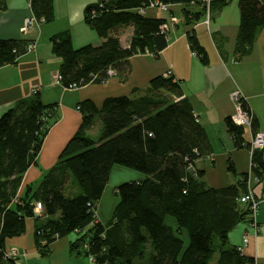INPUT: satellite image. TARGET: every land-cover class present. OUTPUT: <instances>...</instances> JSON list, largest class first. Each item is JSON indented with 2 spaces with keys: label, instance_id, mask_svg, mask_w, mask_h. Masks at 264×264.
Segmentation results:
<instances>
[{
  "label": "trees",
  "instance_id": "1",
  "mask_svg": "<svg viewBox=\"0 0 264 264\" xmlns=\"http://www.w3.org/2000/svg\"><path fill=\"white\" fill-rule=\"evenodd\" d=\"M149 1L87 3L83 19L103 38L99 44L76 47L68 30L53 33L49 39L52 53L60 57L61 83L104 81L109 76L108 66L122 76L131 54L151 51L158 55L168 42V32L160 28L164 17L138 10ZM161 1L181 4L186 22L204 14L203 0ZM228 1L210 0V12ZM30 5L36 16L45 21L52 18V0H30ZM238 7L234 51L241 55L264 23V1L238 0ZM128 27L127 41H122L123 29ZM187 39L205 62V48L193 29L187 30ZM30 42L0 38V65L15 62ZM149 84L153 89L181 92L179 79L172 74L154 75ZM242 105L248 108L245 101ZM78 108L81 123L48 170L60 173L56 181L42 179L35 185L26 184L19 194L16 192L22 174L28 165L36 163L43 137L56 119L54 104L43 103L34 90L0 114V264H16L13 257L4 254L5 240L24 231L27 216L35 218L34 242L42 252L48 251V243L55 237L73 233L70 249L87 258L92 254L96 264H207L215 252L217 264H255L256 258L242 253L227 237L238 221L250 218L248 204L238 200L247 191L248 171L242 172L237 182L219 186L205 183L204 169L196 165V159L208 155L211 147L186 96L170 100L154 94L109 95L100 107L83 99ZM96 114L101 118V127L95 139L86 129ZM224 123L234 145L249 147L244 126L235 124L230 115L225 116ZM255 130L257 121L253 116L251 131ZM250 161L251 173L256 181L263 182L264 147L253 149ZM113 164L135 169L143 177L116 186L118 201L111 218L103 223L96 218L95 206ZM227 168L234 171L230 160ZM70 176L80 189L74 195L64 192ZM262 189L264 192V183ZM36 201L41 202L45 215L41 219L34 212ZM167 215L174 218L175 229L166 223ZM182 230L187 235L186 243Z\"/></svg>",
  "mask_w": 264,
  "mask_h": 264
},
{
  "label": "crops",
  "instance_id": "2",
  "mask_svg": "<svg viewBox=\"0 0 264 264\" xmlns=\"http://www.w3.org/2000/svg\"><path fill=\"white\" fill-rule=\"evenodd\" d=\"M93 1L95 0H52L53 16L50 20L22 29L24 17L33 13L30 1L0 0V38H23L34 42L33 48L20 54L15 62L0 65V114L16 100L30 96L35 90L43 103L54 104L56 118L43 137L36 154V163L28 165L23 172L16 193L19 194L26 184L35 185L42 179L51 183L56 181L60 173L48 170L81 123L79 102L89 99L100 107L103 99L109 95L138 97L154 94L170 100L186 96L193 114L204 127L211 147L208 155L196 159V165L204 169L203 180L214 186L219 182H237L242 177V172L249 170L250 153L245 145H234L224 118L235 110L230 91L239 88L257 121V129L262 130L264 127V23L256 30L249 49L238 55L234 51L240 17L238 0H230L214 9L209 26L201 18L186 22L179 3H174L170 10H162L155 15L149 14L148 10L152 7H147V15L161 16L167 20L173 14L177 18L169 27L168 42L158 55H153L151 51L131 54L127 57L124 75L114 71L104 81H87L74 86L53 82L60 62V57L51 51L49 38L53 33L68 30L72 44L76 47L85 43L99 44L103 40L83 19L85 5ZM192 7L197 9V6ZM188 29H193L205 48V62L190 48ZM121 40L125 41L122 35ZM167 69L171 70L175 79H179L180 94L165 88L150 87V78L157 74L163 75ZM92 125L86 129L87 134ZM246 131L247 134L243 133L244 138L249 140L252 131L248 128ZM218 156L222 161V169L216 174L215 182L209 183L204 176L215 167ZM228 160L233 165V172L224 166ZM142 177L143 174L135 169L113 164L102 194L96 202V218L103 223L111 218L118 201L115 189L120 182ZM219 177L224 178V181H219ZM263 183L264 181L253 183L256 195L264 193ZM79 191L71 176L68 177L64 183V192L74 195ZM35 206L38 209L35 213L40 215V219L43 218L45 215L42 214L41 202L36 201ZM34 219L33 216H27L24 231L5 240V248L17 250L14 257L16 264H89L86 255L70 249L73 233L55 237L48 243V251L42 252L34 242ZM165 221L173 229L176 228L172 216L167 215ZM256 221V230L248 220L238 221L228 231L227 237L228 242L237 246L242 253L253 256L264 264V199L258 204ZM181 233L186 243V232L182 230ZM244 234L247 235L245 242L242 241ZM216 258L215 252L207 264H217Z\"/></svg>",
  "mask_w": 264,
  "mask_h": 264
},
{
  "label": "built area",
  "instance_id": "3",
  "mask_svg": "<svg viewBox=\"0 0 264 264\" xmlns=\"http://www.w3.org/2000/svg\"><path fill=\"white\" fill-rule=\"evenodd\" d=\"M30 1V0H29ZM204 1V14L201 17V21L206 25L209 26L210 24V19H211V12L209 8V3L210 0H203ZM264 1V0H262ZM174 3H168V2H163L161 0H150L148 4L145 6L139 7L138 10L145 12L147 7H158L161 8L162 10H170ZM44 21V18L42 16H36L34 13H30L27 16L24 17L23 19V24H22V29H26L27 27L31 26L32 24H38L39 22ZM177 21L176 16L173 14H170L169 18L160 25L161 30L167 31L169 27L174 24ZM34 42H30L27 45V50L33 48ZM106 72L108 75L114 72V69L111 66H108L106 69ZM164 76L171 75V70L167 69L163 73ZM106 80V79H105ZM53 82H61V74L59 71H56L53 76ZM75 84H68L66 86H74ZM230 96L235 102V110L232 114H230L231 120L237 124V125H242L249 130H251V122L253 118V113L248 109L244 108L242 105V102H244V95L241 92L239 88H234L233 90L230 91ZM197 119V117L195 116ZM249 141V153L251 156L252 150L255 148H261L264 147V131L262 130H255L252 132ZM251 167V161L249 162V170L247 174V191L244 193H241L238 196V200L240 202H245L248 204V208L250 210V218L248 221L250 224L253 225L255 230L257 229V221H256V212H257V207L261 199H264V193L262 195H256L255 190H254V182L257 180L256 177L253 176V174L250 171ZM257 182V181H256ZM37 206L34 207V212H38V209L36 208ZM247 240V235H242V241L245 242ZM17 253L16 249H7L5 248L4 254L9 257H15ZM88 259H89V264H96L93 258L92 254H88ZM255 264H261V262L258 259H255Z\"/></svg>",
  "mask_w": 264,
  "mask_h": 264
},
{
  "label": "rangeland",
  "instance_id": "4",
  "mask_svg": "<svg viewBox=\"0 0 264 264\" xmlns=\"http://www.w3.org/2000/svg\"><path fill=\"white\" fill-rule=\"evenodd\" d=\"M162 9L161 8H158V7H152L148 10V13L149 14H157V13H161ZM166 11V10H165ZM129 28H124L123 29V32H122V38L125 39V41H127V38L129 36ZM92 127L91 129H89L90 131L88 132V135L93 137V138H98L99 134H100V127H101V118L98 114H96L94 116V119H93V123H92ZM244 132L247 134V131H246V127L244 128ZM215 167L208 171L207 174L204 176V178L207 180V182L209 183H214L215 182V179H216V174L222 169V161L220 160V156L217 157V162H215ZM225 168H227V163L224 165ZM220 178V177H219ZM224 178H220L219 181H224L223 180ZM221 185L223 184H226L225 182H219ZM220 184L218 185H215V186H219ZM210 185H213V184H210Z\"/></svg>",
  "mask_w": 264,
  "mask_h": 264
},
{
  "label": "bare ground",
  "instance_id": "5",
  "mask_svg": "<svg viewBox=\"0 0 264 264\" xmlns=\"http://www.w3.org/2000/svg\"><path fill=\"white\" fill-rule=\"evenodd\" d=\"M57 236V235H56Z\"/></svg>",
  "mask_w": 264,
  "mask_h": 264
}]
</instances>
